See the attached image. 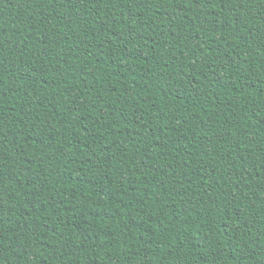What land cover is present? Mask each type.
<instances>
[{
  "label": "trees",
  "instance_id": "trees-1",
  "mask_svg": "<svg viewBox=\"0 0 264 264\" xmlns=\"http://www.w3.org/2000/svg\"><path fill=\"white\" fill-rule=\"evenodd\" d=\"M0 264H264V0H0Z\"/></svg>",
  "mask_w": 264,
  "mask_h": 264
}]
</instances>
